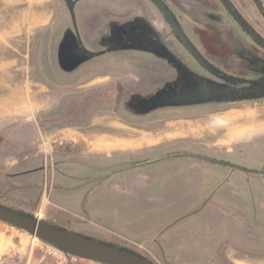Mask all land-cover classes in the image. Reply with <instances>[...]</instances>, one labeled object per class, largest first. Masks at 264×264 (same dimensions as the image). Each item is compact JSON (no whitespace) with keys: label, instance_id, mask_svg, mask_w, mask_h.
Returning a JSON list of instances; mask_svg holds the SVG:
<instances>
[{"label":"rangeland","instance_id":"1","mask_svg":"<svg viewBox=\"0 0 264 264\" xmlns=\"http://www.w3.org/2000/svg\"><path fill=\"white\" fill-rule=\"evenodd\" d=\"M148 1L0 0V83H20L17 88L0 84V139L12 141L0 151V181L16 171L31 172L29 187L21 182V189L0 198V206L29 217L42 208L40 219L53 228L138 254L153 264H166L154 249L163 246L144 239L162 227H223L213 235L215 251L231 248L240 257L263 258L264 182L226 171L218 176L220 170L210 162L254 167L264 159V52L215 0H153L161 9ZM227 1L264 35V20L251 0ZM259 2L264 10V0ZM94 5L100 6L96 17ZM110 18L118 24L111 29L112 35L117 32L116 42L108 37ZM55 22L61 40L56 45L64 55L51 53ZM127 29L134 40L121 37ZM100 34L106 39L99 41ZM149 38L156 40L159 53H151ZM193 47L224 57L226 75L217 78L197 67L187 53ZM57 66L65 67V73ZM229 74L245 81L232 83ZM190 83H197L200 98L186 104L185 97L176 96ZM219 121L228 124L220 126ZM239 129L246 133H236ZM170 148L181 154L166 161L157 175L152 173L157 165L138 171L139 193L120 204L114 199L113 180L95 189L86 184L76 192L65 190L71 202L56 197L64 168L65 187L71 188L79 184L71 175L91 179L101 174L82 164L106 167ZM172 166L179 169L171 171ZM222 197L225 201L218 204ZM115 209L117 217L112 216ZM0 246L5 253L0 264H97L33 242L2 222ZM242 258L231 264H259Z\"/></svg>","mask_w":264,"mask_h":264},{"label":"crops","instance_id":"2","mask_svg":"<svg viewBox=\"0 0 264 264\" xmlns=\"http://www.w3.org/2000/svg\"><path fill=\"white\" fill-rule=\"evenodd\" d=\"M61 4L62 3H59V6ZM63 19H65V18L63 17ZM33 21H34V18L31 19V22H33ZM54 26L55 27L53 29V33H52L51 38L54 39L55 44L51 43V45H53L51 53H52V55H64L63 50H61L59 48L58 44L56 45V42L61 41L60 37L58 38L56 36V33H55L56 22L54 23ZM108 35H109L108 37H111L109 32H108ZM86 38H87V36L85 37L84 41L86 40ZM103 38L106 39V37H103L100 34L98 39H99V41H101V39L103 40ZM0 68L2 69L1 66H0ZM56 70L61 71L63 74L65 73V67H62L60 69L58 67ZM10 82L11 81H9L8 83H10ZM0 84L3 85V83H0ZM19 84L20 83L15 84V81H14L9 85L4 84L3 86L4 87H13V88L15 87V88H17V87H20ZM2 110H3V108L1 107L0 112ZM242 123L244 124L245 121ZM254 129H257V128H254ZM16 138H17L16 135L15 136L13 135V137H11V139L14 140L13 143H16L15 142ZM11 142L12 141L7 142V140L4 142L3 139H0V151H6L7 149H9L12 146ZM106 149H107V147H106ZM0 162H3V161L0 160ZM20 166H22L24 168L23 164H21ZM62 166H65V162L62 163ZM30 173L31 172H28V171L27 172L26 171L25 172L16 171L13 175H6L0 181V198L5 199V196H6L5 194L16 191L17 189H21L23 187V185H24V188L29 187L28 186L29 184L27 182V178H29L28 174H30ZM71 178L73 180H75L77 183L80 180L79 175L77 177L71 175ZM23 181L26 182V185L25 184L21 185V182H23ZM58 181H60V184L58 185L59 191L56 195L57 199L63 203H65L66 201L71 202L72 200L67 198L65 195H68L69 194L68 192H76L78 189H80V188H78L79 185H77L76 187H71V188L65 187L66 186L65 185V168L62 169V174H61L60 180L58 179ZM110 181H112V180H110ZM115 181H117V180H113L114 183H111V186L113 189H115L114 199L119 204H120L121 200H123V199L127 200L130 195H133V193L137 194L140 191L139 187H136L134 184V183H136L135 182L136 180H134L132 182L133 186L131 189L124 186V185H118L117 183H115ZM125 181H129V180L126 177H123L121 179V183L124 184L123 182H125ZM65 190H67L68 192L65 193ZM45 194H46V190L44 189L41 192L40 200L45 196ZM150 200L155 201V199L154 200L149 199L148 202H151ZM223 201H225L224 197H222L221 200H219V202H217V203L219 204L221 202L220 204H222ZM1 206H4V205H1ZM49 206H51L50 208H54V209L57 208L56 206L51 204V201L49 202ZM48 210H49V208H48ZM113 212L114 213L112 214V216L114 215L115 217H117L119 211L115 209ZM47 214H48V211H47ZM51 223H53V221ZM164 228L165 227L159 228L160 230H151L150 234L145 235L144 241L147 242V241L152 240V241H154V243L158 244L160 242L162 244L163 248L158 244V247L154 246V249L157 248L159 257L166 264H231L235 261H238V262H239V260L242 261V259H244L242 257H245L247 259L244 261H247V262L249 261L250 263L251 262H253V263L255 262V263H259V264L264 263V257L253 259V260H252V258L249 259L250 256L240 257V256H238L239 255L238 252H236L235 250H232L231 248H226L224 251H221V250L215 251L216 245L214 244V240L216 238L213 235L215 233V230L217 231L219 229H222L223 227H212V228L211 227H201V229H196V227H174V228L168 227V229L165 228L166 230H162ZM172 229L174 230V232ZM155 232H157V234H154ZM121 238L125 239L124 237H121ZM152 246H153V244H152ZM181 253H183L184 256H181ZM199 253L203 254L202 258H196L197 256L195 254H199ZM2 256L3 257L5 256L4 252H0V259L2 258ZM30 260H32V259H30ZM4 263H5V261L3 262V264Z\"/></svg>","mask_w":264,"mask_h":264},{"label":"flooded vegetation","instance_id":"3","mask_svg":"<svg viewBox=\"0 0 264 264\" xmlns=\"http://www.w3.org/2000/svg\"><path fill=\"white\" fill-rule=\"evenodd\" d=\"M216 2H218V4L222 7L223 11L226 13V15L228 17H230L232 19V21H234V23L238 26V28L240 29L241 33L245 35L246 38H248L250 40V42L259 50H262L264 52V35H261L257 32H255L242 18L241 16L237 13V11L235 10V8L233 7V5L231 3H229L227 0H223L224 4L221 3L220 0H215ZM254 4V6L258 9L259 13L261 14L263 20H264V10H263V5L259 2V0H251ZM151 5H153V7L155 6L157 9H161L162 5L158 4L156 1L153 0H149L148 1ZM96 3V2H95ZM94 3V4H95ZM80 4V1L76 2L75 4H71V6L76 7ZM70 5V4H69ZM83 7H85L84 5H82ZM96 10L93 11V14L95 16L96 13H98V7L100 8V6L94 5ZM154 7V8H155ZM72 8V7H70ZM100 13V12H99ZM96 17V16H95ZM68 18H72L71 16H69ZM102 18V16H101ZM106 23H108L109 26V33L110 36L113 37L114 41L116 42L118 41L117 39V32L113 33L112 35V26H117L118 24H112V20L111 18L108 20L106 19ZM95 21V20H94ZM71 26L74 27V23L73 21H71ZM81 24L84 26V22ZM76 27V26H75ZM127 28V27H126ZM130 29H127V32L125 31L123 33V35L121 37L125 38V39H129V41L134 40L133 37H131L130 34ZM96 37H98V33H96ZM135 34V33H134ZM136 36L139 35H143V33H138L135 34ZM149 36V34H148ZM85 39V38H84ZM67 40H69V37H67ZM128 41V40H127ZM113 42H110L109 45H112ZM149 43H151V45L153 46V48H151V50L153 52V54H157L160 51V48L156 42V40H152L149 38ZM85 47L88 45L86 44V40L84 41ZM188 51V50H187ZM188 55L196 62V66L199 68H202L203 71H206L210 74H213L214 76H216L217 78H223L224 75H226V70L223 69L225 67V60L224 57H217L213 54H209V53H202L200 49L193 47L190 51L187 52ZM152 55V54H151ZM202 60L206 63H202ZM209 61V64H208ZM262 65V64H260ZM229 76H231V78H233V82L232 83H238V81H245L244 77H240L238 75H232L229 74ZM239 92V91H236ZM243 92V91H242ZM255 93H262V90L260 91H254ZM245 93V92H243ZM264 149V148H263ZM254 151H261L262 148L259 147H254L253 149ZM262 152V151H261ZM181 153H177L175 154V149L174 148H170L167 150H162L160 151V153L156 154V155H149V156H145L143 159H135V160H129V161H124V162H115L114 164H110L106 167L104 166H87L86 164H82L83 167L87 168L88 170H91L93 172H97V173H101L99 177L96 178H82L79 180V186L78 188L83 187L86 184H93L94 187L93 189L99 187L100 185H102L103 183H105L107 180H117L118 182H121V179L123 177H126L129 181H126V184H123L124 186L128 187V188H132L133 186V181L136 180L134 183L136 187H139L140 185L138 184L137 178H139L140 176L138 174V171H141L144 169L145 173L148 170L147 168H150L154 165H157L156 169L153 171L152 173L154 175H157L159 173V168L165 166L164 164H167L166 161L169 160H173L174 158H176V155H180ZM183 155H186V153H184ZM211 164H213L216 168H218L220 171L216 172L217 175L218 174H222L221 172L226 171L227 174L229 175H233V174H237L238 177L243 178H248L250 181H254V182H264V159H262V161H260V165L259 166H254V167H247L244 163H234L231 161H227V160H212L210 162ZM170 167V166H169ZM153 168V167H152ZM176 167L170 168L171 171H174ZM179 169V168H177ZM132 174H129L130 172H133ZM150 172V171H148ZM127 173L129 175H127ZM220 176V175H218ZM222 177V175H221ZM160 177H158L159 179ZM241 181V180H240ZM236 182V181H235ZM235 182L233 184H235ZM237 182L239 183V180H237ZM120 185H122V183H119ZM215 194V191L212 192V195ZM240 194H236V196H238ZM250 195H252V193H250Z\"/></svg>","mask_w":264,"mask_h":264},{"label":"water","instance_id":"4","mask_svg":"<svg viewBox=\"0 0 264 264\" xmlns=\"http://www.w3.org/2000/svg\"><path fill=\"white\" fill-rule=\"evenodd\" d=\"M220 1L224 4L223 0ZM210 94L212 93L203 96ZM0 222L27 233L65 255L85 261L97 264H153L138 254L82 238L68 230H57L45 221L19 214L3 206H0Z\"/></svg>","mask_w":264,"mask_h":264},{"label":"trees","instance_id":"5","mask_svg":"<svg viewBox=\"0 0 264 264\" xmlns=\"http://www.w3.org/2000/svg\"><path fill=\"white\" fill-rule=\"evenodd\" d=\"M196 84L197 83H190L188 85H185L184 87H186V91L181 92L182 93L181 95L179 93L176 97H180V96L185 97V99H184L185 102L184 103H186V104H189V102L194 103L195 99L200 98V96H199L200 94H198L197 93L198 91H196V89H197V85ZM197 101L198 100H196V102Z\"/></svg>","mask_w":264,"mask_h":264},{"label":"bare ground","instance_id":"6","mask_svg":"<svg viewBox=\"0 0 264 264\" xmlns=\"http://www.w3.org/2000/svg\"><path fill=\"white\" fill-rule=\"evenodd\" d=\"M249 118L252 119V120H255V119H256L255 115H250ZM239 119H241V117H239ZM252 122H253V121H252ZM227 124H228V123H227L226 121H219V122H218V125H220V126H224V125H227ZM261 125H262V124H261ZM254 128H259V127L256 126V127H254ZM242 130H243V129H241V130L239 129V130H237L238 132H236V133H239V134H240V133H246L245 130H243V131H242ZM250 130H251V129H249V131H250ZM252 131H256V129H253ZM252 131H251V133H252ZM31 238H32V241H33V242L37 241L36 238H33V237H31Z\"/></svg>","mask_w":264,"mask_h":264},{"label":"built area","instance_id":"7","mask_svg":"<svg viewBox=\"0 0 264 264\" xmlns=\"http://www.w3.org/2000/svg\"><path fill=\"white\" fill-rule=\"evenodd\" d=\"M35 217H36L38 220H41L40 218L42 217V208L39 209V212H37V214L35 215ZM45 246H47L49 249H52V250H54V251H56V252H59V253L63 254V253L60 252L59 250H57V249H55V248H53V247H51V246H49V245H46V244H45Z\"/></svg>","mask_w":264,"mask_h":264}]
</instances>
